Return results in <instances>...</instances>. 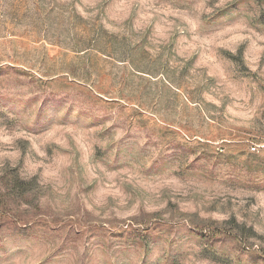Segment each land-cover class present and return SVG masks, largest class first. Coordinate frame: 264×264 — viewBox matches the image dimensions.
I'll use <instances>...</instances> for the list:
<instances>
[{"label":"rangeland","instance_id":"374dc122","mask_svg":"<svg viewBox=\"0 0 264 264\" xmlns=\"http://www.w3.org/2000/svg\"><path fill=\"white\" fill-rule=\"evenodd\" d=\"M0 264H264V0H0Z\"/></svg>","mask_w":264,"mask_h":264},{"label":"built area","instance_id":"2783aa9c","mask_svg":"<svg viewBox=\"0 0 264 264\" xmlns=\"http://www.w3.org/2000/svg\"><path fill=\"white\" fill-rule=\"evenodd\" d=\"M258 145H254L253 147H252V150H254V151H256L257 149H258Z\"/></svg>","mask_w":264,"mask_h":264}]
</instances>
